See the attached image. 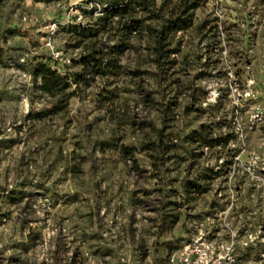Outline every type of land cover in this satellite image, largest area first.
Here are the masks:
<instances>
[{"label":"rangeland","instance_id":"obj_1","mask_svg":"<svg viewBox=\"0 0 264 264\" xmlns=\"http://www.w3.org/2000/svg\"><path fill=\"white\" fill-rule=\"evenodd\" d=\"M105 6L1 8L0 264H167L196 237L264 264V0H200L161 65Z\"/></svg>","mask_w":264,"mask_h":264},{"label":"trees","instance_id":"obj_2","mask_svg":"<svg viewBox=\"0 0 264 264\" xmlns=\"http://www.w3.org/2000/svg\"><path fill=\"white\" fill-rule=\"evenodd\" d=\"M6 0H0V11ZM45 2L49 0H35ZM106 4L100 21L103 29L116 28L122 33L121 42H130L133 38L143 40L146 35L151 39L150 48L155 56L154 63L161 65L165 56L174 51L171 50L173 37L181 31L192 26V14L199 7L200 0H165L160 6L157 0H103ZM116 44L113 47H119ZM82 60L85 65L90 60ZM95 66L102 68L103 62L98 63L95 58ZM53 60L48 58L40 64L36 75L40 78L39 88L49 95L64 93L70 87L68 77L58 69L52 68ZM97 62V63H96ZM81 77V75H78ZM128 149L126 148L127 152ZM136 165V163H135Z\"/></svg>","mask_w":264,"mask_h":264},{"label":"built area","instance_id":"obj_3","mask_svg":"<svg viewBox=\"0 0 264 264\" xmlns=\"http://www.w3.org/2000/svg\"><path fill=\"white\" fill-rule=\"evenodd\" d=\"M59 54H55L57 59ZM214 244L207 239L196 237L184 242L168 257L167 264H215L217 259L213 256Z\"/></svg>","mask_w":264,"mask_h":264}]
</instances>
